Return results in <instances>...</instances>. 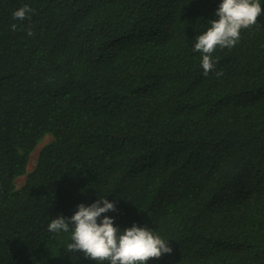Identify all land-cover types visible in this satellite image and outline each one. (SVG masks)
Segmentation results:
<instances>
[{"label": "trees", "instance_id": "16d2710c", "mask_svg": "<svg viewBox=\"0 0 264 264\" xmlns=\"http://www.w3.org/2000/svg\"><path fill=\"white\" fill-rule=\"evenodd\" d=\"M221 3L0 0V264H97L47 228L105 198L168 241L147 264H264V15L204 76Z\"/></svg>", "mask_w": 264, "mask_h": 264}, {"label": "clouds", "instance_id": "9594fccd", "mask_svg": "<svg viewBox=\"0 0 264 264\" xmlns=\"http://www.w3.org/2000/svg\"><path fill=\"white\" fill-rule=\"evenodd\" d=\"M33 13L30 6L24 5L13 13V19L31 21ZM215 15L218 19L211 20L210 27L195 38L193 48L194 52L201 54L204 76L215 71L218 61L213 54L216 49L236 47L242 31L257 26V18L264 15V9L259 0H222ZM16 27L13 24L12 30L15 31ZM25 30L29 37L34 35L31 24ZM115 211V204L107 198L97 199L90 206L78 205L70 218L61 215L51 219L47 230L56 235L70 233L72 242L67 244L66 251L83 253L85 258L97 264H147L153 258L172 254L168 241L147 227L135 224L124 230L114 227V219L105 214Z\"/></svg>", "mask_w": 264, "mask_h": 264}, {"label": "rangeland", "instance_id": "374dc122", "mask_svg": "<svg viewBox=\"0 0 264 264\" xmlns=\"http://www.w3.org/2000/svg\"><path fill=\"white\" fill-rule=\"evenodd\" d=\"M51 140H52V137H50V136H47L46 138H44V140L38 145L36 150L32 153L31 158H30V162H29L28 168H27L28 173H30L34 169V166H35V163L37 160V156H38V153L41 150V148L44 147L46 144H48ZM26 179H27V174L20 176L16 180V187L17 188L22 187L24 185Z\"/></svg>", "mask_w": 264, "mask_h": 264}]
</instances>
